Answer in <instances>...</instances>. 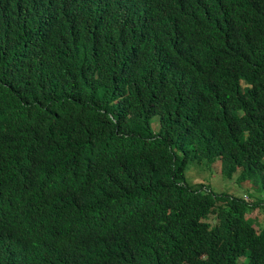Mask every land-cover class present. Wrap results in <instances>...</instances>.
Listing matches in <instances>:
<instances>
[{
	"label": "trees",
	"instance_id": "trees-1",
	"mask_svg": "<svg viewBox=\"0 0 264 264\" xmlns=\"http://www.w3.org/2000/svg\"><path fill=\"white\" fill-rule=\"evenodd\" d=\"M189 163L264 190V0H0V264H264Z\"/></svg>",
	"mask_w": 264,
	"mask_h": 264
},
{
	"label": "rangeland",
	"instance_id": "rangeland-1",
	"mask_svg": "<svg viewBox=\"0 0 264 264\" xmlns=\"http://www.w3.org/2000/svg\"><path fill=\"white\" fill-rule=\"evenodd\" d=\"M152 125L154 128L158 127V118L153 117ZM217 166L213 165V167H208L205 164L192 163L188 164L185 168V181L189 184H203L205 186L210 187L212 190L217 192H225L232 194L233 196H244L247 199H261L264 201V190L262 192H258L250 185L249 181H237L236 178L229 179L225 178L217 171ZM258 214L257 217L254 215ZM253 215V216H252ZM251 217L256 225L259 227H264V206L259 209H253L251 211Z\"/></svg>",
	"mask_w": 264,
	"mask_h": 264
}]
</instances>
